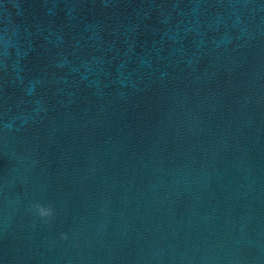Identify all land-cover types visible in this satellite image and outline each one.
Returning a JSON list of instances; mask_svg holds the SVG:
<instances>
[{
  "label": "water",
  "instance_id": "95a60500",
  "mask_svg": "<svg viewBox=\"0 0 264 264\" xmlns=\"http://www.w3.org/2000/svg\"><path fill=\"white\" fill-rule=\"evenodd\" d=\"M0 264H264V0H0Z\"/></svg>",
  "mask_w": 264,
  "mask_h": 264
}]
</instances>
